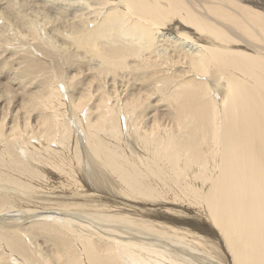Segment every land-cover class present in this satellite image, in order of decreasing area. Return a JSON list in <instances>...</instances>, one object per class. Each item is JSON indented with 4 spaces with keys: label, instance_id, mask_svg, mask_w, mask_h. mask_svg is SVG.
I'll return each instance as SVG.
<instances>
[{
    "label": "bare ground",
    "instance_id": "obj_1",
    "mask_svg": "<svg viewBox=\"0 0 264 264\" xmlns=\"http://www.w3.org/2000/svg\"><path fill=\"white\" fill-rule=\"evenodd\" d=\"M73 15L72 23L79 21L74 41L83 58L100 64L96 74L110 73L115 84L125 69L144 70L158 61L151 76L164 78L150 80L146 70L152 91L131 95L116 110L108 94L93 105L98 116L84 125L80 114L73 118L78 124L64 137L79 139H70L75 151L79 146L76 163L70 155H54L55 166H65L74 180L67 182L72 190L37 197L55 207L25 215L46 239L42 231L53 230L57 251L44 264H264V0H79ZM91 83L86 88L93 94L82 91L71 102L79 113L95 94ZM142 95L159 97L141 111ZM39 97L46 104L61 98L56 90L33 98L22 125L9 129L13 135L37 127L47 151L53 142L47 141L48 128L54 138L61 132L54 121L49 126L46 118L30 120ZM158 107L171 114L167 124L160 122ZM137 111L141 125L133 127ZM27 150L20 151L26 158ZM1 190L18 192L3 183ZM2 211L0 216L11 213ZM15 231L1 230L0 244L23 250L32 231Z\"/></svg>",
    "mask_w": 264,
    "mask_h": 264
},
{
    "label": "rangeland",
    "instance_id": "obj_2",
    "mask_svg": "<svg viewBox=\"0 0 264 264\" xmlns=\"http://www.w3.org/2000/svg\"><path fill=\"white\" fill-rule=\"evenodd\" d=\"M0 10L3 12L0 15V122L3 120V125L0 129V183L12 185L18 191L14 192L15 194H8L5 190L0 191V197L3 199V201L0 200V210L3 209L1 213H6L8 209L11 210L12 213L0 216V231L5 228H10L13 232H16L15 230H17L24 235L23 233L30 234L27 230L31 229L33 234H30L31 236H26V239H30L31 244H29L25 239L27 245H25L23 250H11L6 243H3L5 244H2L3 246L0 244V264H44L45 257H52L57 251L56 238L52 234L53 230L51 228H47L52 232L42 231L48 235L46 239L44 235L39 234L38 232L39 230H42L41 228H38L39 230L37 228L35 230L31 228L30 225L32 222H28L31 219H25V215L33 212V210L35 211L37 208V210L44 213L46 211V207H55V205H51V200H46L48 203L44 202V206L43 201L38 200L37 197H53L62 193H66L68 195L70 194V190H72V186L67 182L72 183L74 180L71 175L67 173L64 165L65 170L61 169L57 165V167L55 166L54 155L55 160H58L60 157L68 158L70 155L76 163V157L79 156V146L77 145L78 148L77 151H75L74 142L71 141H74L77 138L76 134L72 135V138H70L71 140L64 137V135L70 136L69 131L71 130V127L78 124L77 122L79 120L76 118L74 123L73 118L78 117L80 114L79 118L84 125L88 122V119L98 116V114L93 113L96 109L93 105H100V97H104L106 99L108 94L111 97L107 100V103L112 105L115 103L113 108L114 110L118 107H124L122 104L125 102L124 99L127 100L134 94L135 96L138 93L144 95L146 92L152 91L154 85L150 80L155 79L156 75L164 78V75L162 76L161 74L156 73V75H152L153 77L151 76V69H158L161 65L158 61H154V64L153 62L147 65L145 64L144 70L143 68L137 70L133 67L125 70L123 69L125 78H117V80H115V84L112 83L113 75L111 76L110 73L107 74L100 72L101 74H96L95 70H97L100 64L95 66V61L88 62V59H85L86 57L83 58L82 51H79V44L77 45L74 41L76 34V29L74 28H79V21L77 23L73 21L72 23L70 18L74 16L73 13L75 14V11L76 13H79V0H0ZM34 12L36 14H34ZM45 14L55 15L57 17L54 20H48L42 17ZM7 26L11 27V30L7 28ZM127 62L131 63L132 59L128 58ZM155 65H157V67H154ZM146 70L150 72L148 75L150 80L146 78L148 73ZM87 71L89 73L88 75ZM20 73H24L23 76H20ZM90 82H92L91 86L96 89L94 94L95 96L93 95V99H89L87 104L88 109H83L82 112L79 113V110H74L73 103L71 102H73L76 96L81 94L82 91L86 90L87 92H85L89 94L90 91H88V89H92V87H86ZM112 84L115 85L114 87L117 86L118 88H112ZM158 84L160 85V83ZM109 89L113 91L115 89L116 92H114L120 96V99L115 100L114 97H112L115 93L112 91L111 94V90ZM161 89L165 91L164 84ZM51 90H56L60 94L61 98H58L59 100H55L57 102L49 101V104H46V102L43 101L46 105L45 106L39 97L37 105H33L34 108H32L30 112V120L32 122L39 118H46V125L49 124L50 126L55 122V129L61 132V136L56 134V137L54 138L52 125L48 128L47 133L49 138L47 141L53 139V142H51L50 149L45 151L44 147H40L41 144L39 141L42 140L41 136L43 134L37 130V127L34 129L35 127L30 128V126H27L24 128V132L23 129L15 132L13 135H16V137L11 135V130L9 128H11L13 123L22 125L21 122L24 120L25 109L29 108L28 106L31 102L33 103V98L38 96L42 97L47 92L50 93ZM143 95L138 98L143 102L145 101V103L141 104L142 107L140 106L141 111H143V109L149 105L150 100H152L151 98L143 100L146 98V96ZM49 96L51 95L49 94ZM158 97H155L151 103H154ZM25 101L28 102L27 105H24ZM141 111L135 112L136 118L133 120L136 122L135 125H132L133 127L141 125L138 121L140 117H137V113L140 115L142 113ZM14 112H17V114L19 113L17 115V119H14ZM152 112L153 110L147 113L151 114ZM167 113L168 111H161L160 108L156 111V114L162 124H167V121L169 120L168 116L171 117V114ZM165 117L166 119H164ZM52 118L53 120H51ZM121 120L123 121V118H121ZM142 120L144 121V119ZM74 133H76V129ZM183 133V131L180 132L177 138L179 139ZM30 135H34V137H29ZM26 137L31 138L29 143L27 142ZM37 137L39 138V141ZM76 140L79 142L78 138ZM85 140L83 139V142H85ZM192 140H194V138H192ZM60 141L61 143H59ZM181 142L186 141L182 140ZM32 146L35 147V150ZM56 146H60V149ZM25 147H27V151L30 152L27 154L28 158L23 156V153H20V151L22 152V149H25ZM72 149L74 151H72ZM77 175L76 177L79 181V176ZM117 185L118 184H116L113 188L109 186L108 189L112 190L116 188ZM26 192L31 194L33 193V195L29 196ZM52 193L55 194L52 195ZM26 199H30V201ZM39 206L43 207V209L39 208ZM17 210H19V212ZM23 211H26L24 216L21 215V212ZM52 224L53 223L50 222L48 223V225ZM42 225L47 226V223H43ZM18 229L21 231L23 229V231L21 232ZM66 236H68L67 239L71 237L69 235ZM0 240L4 241L3 239ZM35 247H37V249ZM73 252L76 253L78 257L80 249L77 248V245L73 246ZM45 253L46 255L44 256L43 254ZM59 261L57 259L56 263L60 264ZM76 264H79V260ZM80 264L83 263L81 262Z\"/></svg>",
    "mask_w": 264,
    "mask_h": 264
}]
</instances>
